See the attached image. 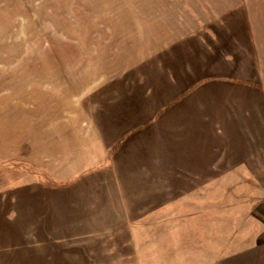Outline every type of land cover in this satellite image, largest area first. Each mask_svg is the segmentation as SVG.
<instances>
[{
	"label": "rangeland",
	"instance_id": "1",
	"mask_svg": "<svg viewBox=\"0 0 264 264\" xmlns=\"http://www.w3.org/2000/svg\"><path fill=\"white\" fill-rule=\"evenodd\" d=\"M0 264H264V0H0Z\"/></svg>",
	"mask_w": 264,
	"mask_h": 264
},
{
	"label": "crops",
	"instance_id": "2",
	"mask_svg": "<svg viewBox=\"0 0 264 264\" xmlns=\"http://www.w3.org/2000/svg\"><path fill=\"white\" fill-rule=\"evenodd\" d=\"M160 91L158 90L156 93H154V95H156L157 96V93H159ZM160 95V94H159ZM130 105H136L134 102H131L130 103ZM132 112H133V110H132ZM135 112V111H134ZM136 112H140V110L139 111H136ZM131 116H133V115H131ZM152 132V131H151Z\"/></svg>",
	"mask_w": 264,
	"mask_h": 264
}]
</instances>
